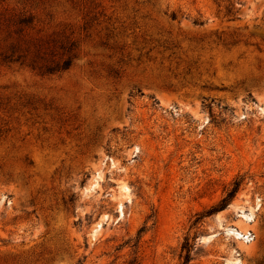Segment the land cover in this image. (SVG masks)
I'll return each mask as SVG.
<instances>
[{
    "label": "rangeland",
    "instance_id": "rangeland-1",
    "mask_svg": "<svg viewBox=\"0 0 264 264\" xmlns=\"http://www.w3.org/2000/svg\"><path fill=\"white\" fill-rule=\"evenodd\" d=\"M185 238L264 264V0H0V264H182Z\"/></svg>",
    "mask_w": 264,
    "mask_h": 264
},
{
    "label": "trees",
    "instance_id": "trees-1",
    "mask_svg": "<svg viewBox=\"0 0 264 264\" xmlns=\"http://www.w3.org/2000/svg\"><path fill=\"white\" fill-rule=\"evenodd\" d=\"M170 16L172 18H175L174 13H170ZM69 61L66 60L61 68L64 69L68 66ZM239 180H234L233 185L231 186L230 189L227 190V192L225 193V195L221 198L219 204L216 206V210L217 209H223L226 207V205L228 204L229 200H231V198L234 196L235 192L238 189L239 186ZM145 226H141L138 230H137V234H136V241L135 243L137 244L140 238L141 233L144 231ZM191 251V245L188 244V238H185L183 243L181 244V252L179 254V257H182V264H188V261L190 260V252Z\"/></svg>",
    "mask_w": 264,
    "mask_h": 264
},
{
    "label": "bare ground",
    "instance_id": "bare-ground-1",
    "mask_svg": "<svg viewBox=\"0 0 264 264\" xmlns=\"http://www.w3.org/2000/svg\"><path fill=\"white\" fill-rule=\"evenodd\" d=\"M127 191V187L126 186H122V188H120V193L119 194H123Z\"/></svg>",
    "mask_w": 264,
    "mask_h": 264
}]
</instances>
